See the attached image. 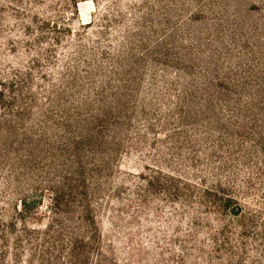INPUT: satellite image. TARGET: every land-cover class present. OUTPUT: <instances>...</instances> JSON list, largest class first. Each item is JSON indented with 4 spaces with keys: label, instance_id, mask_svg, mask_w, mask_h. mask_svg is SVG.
I'll use <instances>...</instances> for the list:
<instances>
[{
    "label": "rangeland",
    "instance_id": "374dc122",
    "mask_svg": "<svg viewBox=\"0 0 264 264\" xmlns=\"http://www.w3.org/2000/svg\"><path fill=\"white\" fill-rule=\"evenodd\" d=\"M0 264H264V0H0Z\"/></svg>",
    "mask_w": 264,
    "mask_h": 264
}]
</instances>
